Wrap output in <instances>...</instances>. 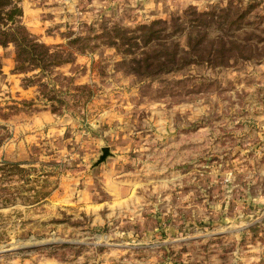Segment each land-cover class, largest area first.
I'll return each instance as SVG.
<instances>
[{"label":"rangeland","instance_id":"374dc122","mask_svg":"<svg viewBox=\"0 0 264 264\" xmlns=\"http://www.w3.org/2000/svg\"><path fill=\"white\" fill-rule=\"evenodd\" d=\"M18 4L52 46L116 23L186 21L193 7L224 16L198 29L224 52L217 67L141 82L91 40L96 50L44 77L55 102L24 85L40 70L15 73L14 44L0 45V165L27 170L4 184L0 173V186L41 190L0 201V264H264V0Z\"/></svg>","mask_w":264,"mask_h":264},{"label":"trees","instance_id":"16d2710c","mask_svg":"<svg viewBox=\"0 0 264 264\" xmlns=\"http://www.w3.org/2000/svg\"><path fill=\"white\" fill-rule=\"evenodd\" d=\"M215 15V13L199 12L190 7L186 10V16L189 17L185 19L186 21H179V17L171 21L159 19L149 24L137 25L134 28H127L116 23L111 28L103 26L102 33L92 39L75 37L66 45L52 46L42 42L22 23L23 9L19 6L18 0H0V45L7 47L9 44H14L15 73L40 70L41 76L38 79L25 77L24 85L30 86L38 83L47 100L56 102V98H59L58 95L54 96L56 90L49 89V85L43 81L44 77L55 67L73 63L75 52L85 53L88 50H96L100 44L114 47L122 56L118 66H121L128 75L138 77L141 82L157 76L176 73L191 65L205 62L219 66V57L223 55V48L214 47V42H207L208 32L198 30L201 26L207 27L208 22L220 23L224 18L223 15H216L217 17ZM207 17L212 18L211 21ZM183 34L188 35L187 45L182 44L181 35ZM96 39L100 41V44L89 42ZM75 44H78L77 48ZM74 89L89 91L91 87L84 84ZM24 103L29 102L24 101ZM52 110L55 112L59 110L56 103L52 105ZM26 171L19 162L6 161L0 165L3 184L4 181H11L12 177H26L24 174ZM28 179L29 184L30 178ZM25 191L30 193L29 198L31 196L37 198L41 193L36 185H31L29 188L22 186L16 191L1 185L0 201L7 204L15 200L17 196H23Z\"/></svg>","mask_w":264,"mask_h":264},{"label":"crops","instance_id":"0c3cea01","mask_svg":"<svg viewBox=\"0 0 264 264\" xmlns=\"http://www.w3.org/2000/svg\"><path fill=\"white\" fill-rule=\"evenodd\" d=\"M45 116H47V115H45ZM19 163H21V165L23 164L22 162H19Z\"/></svg>","mask_w":264,"mask_h":264},{"label":"water","instance_id":"95a60500","mask_svg":"<svg viewBox=\"0 0 264 264\" xmlns=\"http://www.w3.org/2000/svg\"><path fill=\"white\" fill-rule=\"evenodd\" d=\"M106 151H107V149H105V154H106Z\"/></svg>","mask_w":264,"mask_h":264}]
</instances>
